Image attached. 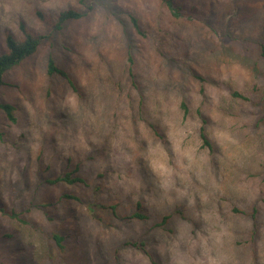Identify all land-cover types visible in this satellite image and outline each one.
Listing matches in <instances>:
<instances>
[{"label":"rangeland","instance_id":"obj_1","mask_svg":"<svg viewBox=\"0 0 264 264\" xmlns=\"http://www.w3.org/2000/svg\"><path fill=\"white\" fill-rule=\"evenodd\" d=\"M181 2L187 13L175 20L160 0H0V53L4 49V33L22 37L20 22H23L26 31L34 34L52 32L54 38V43L44 39L35 55L7 71L3 77L4 84L0 85V102L14 106L12 119L0 109V206L9 209L15 205L17 209H25L30 201L37 204L45 203L46 199L55 201L58 190L49 185L36 187L40 170L48 176L54 174L58 167L65 166L69 157L82 161L91 188L76 189V193L83 196V203H73L78 217L72 227L78 226L79 236L76 240L84 249L91 250L83 242L85 231L93 230L101 234L97 236L96 243L101 250L108 249L106 257L97 260L96 264H139L135 251L122 248L121 243L133 235L140 237L151 221L126 222L112 217L109 210L99 209V206L91 208L90 205L100 203H119L121 214H129L137 201L118 188L111 187L102 177H97L93 171L96 157L91 160V156H77L59 150L58 130L51 122L45 123L51 120L50 115L45 114V109L50 101L70 86L58 76L51 79L46 77L48 53L54 54L77 82L94 76L102 87L107 86L119 94L123 93L116 87L115 80L123 76L121 68L127 63L123 56L127 35L133 37L132 50L136 52V62L144 65L146 72L155 71L158 62L163 68L161 74L169 79L178 76L182 80L193 74V68L213 74L218 68L238 72L241 87L236 92L250 99L245 101L239 98L240 112L250 130L257 136H264V117L261 121L257 120L263 115L259 104L264 106V58L260 57L257 48L264 38V0ZM68 8L87 11L88 16L66 23L63 30L53 31L58 14ZM36 11L42 13V19L36 15ZM130 13L140 16L152 28L159 26L165 30L169 50L167 48L164 56L156 50L148 34L144 37L130 32L126 22ZM118 16L124 19L125 25L118 20ZM150 30L152 32L154 29ZM220 59L231 63L218 64ZM48 85L52 92L46 96ZM25 104L31 106L34 116L28 114ZM263 180L264 175L257 173L252 185L256 191L255 199H240L230 207L231 212L235 207L245 213H249L253 205L259 209L257 221L246 214L236 215L238 229L235 243L240 264H261L259 253L264 247ZM95 186L100 190H95ZM56 205L55 220L62 217L57 222L48 220L38 207H33L27 214L30 220L28 225L14 223L0 212V236L11 230L20 236L17 245L11 240L2 243L0 238V264H70L71 258L60 254L48 240L51 233L72 231L63 220L64 208L59 207L61 203ZM99 217L100 220L97 219ZM108 222L122 226L120 230L102 233L100 227ZM87 238L91 239L88 235ZM33 245L36 253L31 255ZM116 248L120 250L114 253ZM28 255L32 260L28 259ZM95 260L92 264H95Z\"/></svg>","mask_w":264,"mask_h":264},{"label":"clouds","instance_id":"obj_2","mask_svg":"<svg viewBox=\"0 0 264 264\" xmlns=\"http://www.w3.org/2000/svg\"><path fill=\"white\" fill-rule=\"evenodd\" d=\"M192 72L181 80L153 71L130 94L114 93L92 76L45 109L59 150L96 157L93 171L141 202L156 225L147 237L150 258L137 235L122 245L139 264H240L230 207L255 199L264 136L250 130L233 95L241 87L238 72ZM259 258L264 264V247Z\"/></svg>","mask_w":264,"mask_h":264},{"label":"trees","instance_id":"obj_3","mask_svg":"<svg viewBox=\"0 0 264 264\" xmlns=\"http://www.w3.org/2000/svg\"><path fill=\"white\" fill-rule=\"evenodd\" d=\"M161 4L164 5L168 11L170 12L171 16L176 20L180 19L181 16L184 13H187V9L184 6V4L181 2V0H160ZM92 8L91 5H89V8ZM40 11H36V15L42 19ZM88 16L87 11H81L77 8H68L65 10L60 11V13L57 16L56 21L53 24V31H60L63 30L66 23L68 22H76L83 18ZM118 20H120L124 25L126 22L129 24L130 32L135 34H138L140 36L146 37L148 34L149 38L152 37L155 48L157 51L160 52V55L164 56L165 51H168V45L165 35V30L161 29L159 26L152 28L148 22H145L138 16L137 14L130 13L127 16L126 22L121 16H118ZM19 27L22 29V37L16 38L11 33H4L3 37V51L0 53V85L4 84V75L7 71L12 69L15 66H18L21 64L24 60L27 58L35 55V53L40 49L41 44L43 43L44 39L50 40L51 43H54V38L52 32L45 33V34H34L29 31L24 30V24L23 22L19 23ZM150 29H154L151 30ZM262 31L264 32V22L262 26ZM150 33V35H149ZM133 37L130 35H127L126 39V46L123 51V56L126 59V65L121 68L122 77L115 80L116 87L120 90L121 93H123L125 90H129V94L131 92V89H134L137 87V83L139 81H142L147 77L149 74H151L149 71H145L143 67L144 65H141L140 63L136 62L134 50H132L133 44ZM49 42V41H48ZM168 48V50H167ZM257 48L259 50L260 57L264 58V38H262L259 43L257 44ZM163 71V68L161 64L157 63V68L155 69V72L157 74H161ZM45 75L47 78L51 79L54 76H58L65 80L67 85L70 86L72 89H76L77 86V80L74 78L68 70H66L65 67L60 65L58 60L56 59V56L52 53H48V56L46 58L45 62ZM199 79V77H197ZM50 85V84H49ZM48 85L45 90V95L49 96L51 94V88ZM233 95L239 97L240 99H243L245 101H249L250 99L239 92H234ZM256 102H254L255 104ZM0 109L3 110L9 118H13L12 111L14 109V106L10 103H2L0 102ZM259 110L261 111L262 118H258V121H261L264 117V106L262 104H259ZM89 159L94 160L95 157L91 156ZM40 177L39 182L36 187H39V185H49L58 190V197L55 199V201L45 200V203H34L30 201V204L27 208H20L17 209L15 205L11 206L9 209L1 207L0 206V212L7 216V218L14 223L20 224V225H28L30 223L29 218H27V214L32 210L33 207H38L41 211L47 215L48 220L54 221L55 216V210L57 211V205L55 206V203L60 202L61 206L64 208V218L63 220L68 223L69 227L72 228V231H66L62 230L61 233H51L48 237V240L53 244L54 248L62 254L63 256H66L68 259L71 258L70 264H92L93 260L101 261L104 257H106V251L108 248L100 249L99 244L96 243L97 236H100L101 234L98 232H94L93 230H87L82 235L83 236V242L87 243L91 250L88 248L83 247L81 243L77 242L76 238L79 236V230L78 226L75 225L72 227L73 224L77 221V212L75 211V206L73 203L82 204L83 203V196L81 194L76 193L77 188H91V185L89 184L88 178L84 173L83 167H82V161L80 160H72L71 157L66 159V164L63 167H58L54 174L46 175L43 170H40ZM97 177H100L97 175ZM264 183V180H263ZM95 190H100L98 186L94 187ZM74 190V192L72 191ZM264 201V200H263ZM118 204H95L90 205L91 208H94L95 206H99V209L103 210H109L112 213V217L115 219L125 220L126 222H150L151 219L148 217V215L142 211V203L136 202L134 204V210L131 211L129 214H121L120 210H118ZM132 209V208H131ZM101 210V211H103ZM249 213H245L243 211H239L237 208L233 207L232 212L241 215L250 216L252 219H255L257 221L256 217L259 212L258 206L253 205L251 209L249 210ZM62 217L59 219L61 220ZM100 220L101 218H97ZM59 220H55L56 222ZM152 223V221H151ZM147 227L146 232H142V235H140V239L138 240V243L142 245V249L145 255H148L150 258V253L148 252L147 243L149 242L147 237L151 235L153 228L156 226L154 224ZM130 224V223H129ZM66 225V224H65ZM122 225L115 224L114 222H108L106 226L100 227L102 229V233H105L106 231H114V230H120V227ZM116 227V228H115ZM124 227V226H123ZM64 229V228H63ZM15 230H17L15 228ZM99 230V229H98ZM82 232V231H81ZM122 234V233H121ZM87 235L90 236V240H88ZM125 237V236H124ZM0 238H2L3 241H9L11 243H14V245L18 244L20 241V236L16 235L14 230H11V232H6L4 234H1ZM148 241V242H147ZM131 243L130 239H125L122 243V245H127ZM86 244V245H87ZM120 247V244H119ZM123 248V246H122ZM126 248V247H124ZM120 248H116L114 250V253L118 252ZM133 250V249H132ZM35 251V252H34ZM36 253V249L34 245L32 246V250H30V254L33 255ZM31 258L30 255H28V259ZM29 260H32L29 259ZM53 262V260H52ZM56 264H59L58 262Z\"/></svg>","mask_w":264,"mask_h":264}]
</instances>
